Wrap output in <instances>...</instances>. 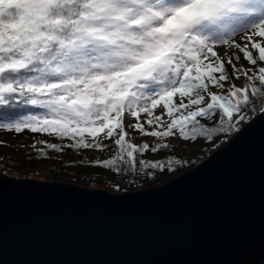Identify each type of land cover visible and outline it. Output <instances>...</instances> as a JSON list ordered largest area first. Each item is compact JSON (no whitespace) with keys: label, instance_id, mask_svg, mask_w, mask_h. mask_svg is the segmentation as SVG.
I'll use <instances>...</instances> for the list:
<instances>
[{"label":"snow or ice","instance_id":"snow-or-ice-1","mask_svg":"<svg viewBox=\"0 0 264 264\" xmlns=\"http://www.w3.org/2000/svg\"><path fill=\"white\" fill-rule=\"evenodd\" d=\"M257 111L264 0H0V130L47 137L42 162L155 180Z\"/></svg>","mask_w":264,"mask_h":264},{"label":"water","instance_id":"water-1","mask_svg":"<svg viewBox=\"0 0 264 264\" xmlns=\"http://www.w3.org/2000/svg\"><path fill=\"white\" fill-rule=\"evenodd\" d=\"M155 186L0 183V264H261L264 113Z\"/></svg>","mask_w":264,"mask_h":264},{"label":"trees","instance_id":"trees-1","mask_svg":"<svg viewBox=\"0 0 264 264\" xmlns=\"http://www.w3.org/2000/svg\"><path fill=\"white\" fill-rule=\"evenodd\" d=\"M257 113H259V111L256 113L249 112L246 121ZM234 133L235 132L220 134L219 138L215 139V142L205 141L207 148L202 153L200 160L209 155L215 148L222 145ZM12 152H15L16 155L12 154ZM76 153L77 152L70 149H65L63 153L59 154L49 151V159L43 161L46 165L44 168L28 171V167L36 166L38 163L42 162V158L39 157L33 149H22L21 151L20 149L0 144V173L14 177H32L44 180L67 181L82 186L105 188L111 191H116L114 185L115 183H120L121 190L116 192H121L158 185L167 175H177L192 166V164L188 166L185 163L180 171L166 173L164 176L155 180L153 177H144L142 173L139 174V176H137V174H128V176L122 180L120 175L94 166L91 160H87L81 156L79 158H74L73 156ZM131 180L135 182L130 183ZM261 264H264V262Z\"/></svg>","mask_w":264,"mask_h":264},{"label":"rangeland","instance_id":"rangeland-1","mask_svg":"<svg viewBox=\"0 0 264 264\" xmlns=\"http://www.w3.org/2000/svg\"><path fill=\"white\" fill-rule=\"evenodd\" d=\"M245 122H246V119L241 125H243ZM211 123H212V121H209V124H211ZM217 123H218V121H217ZM41 138L48 139L47 137H43L40 134H32V133H29L27 131H25L24 133H21V134H15L12 132L0 130V144L17 148V149H20L21 151H22V149H24V150L25 149H32L31 147H27V145H30L32 142H34L35 139H41ZM206 148H207V144L205 142V146L203 147V149L201 151L197 152L195 155H192L190 157V160L188 162H186V164L188 166H190L192 164V166H193L194 164L199 162L201 157H202V153L205 151ZM12 154L16 155L15 152H12ZM80 156L87 159V160H91L90 157H92V156H95L96 158H106L109 156V153H107V152L106 153H98V152L92 153L90 151L85 150V151L77 152L76 154H74L73 157L79 158ZM45 166L46 165L44 162H40L36 166L28 167L27 170L32 171V170L42 169ZM175 175L176 174L167 175L161 183H164V182L170 180Z\"/></svg>","mask_w":264,"mask_h":264}]
</instances>
